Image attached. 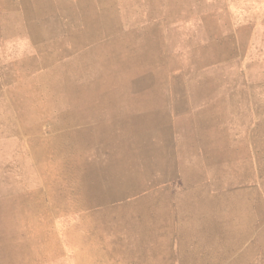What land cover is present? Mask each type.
Segmentation results:
<instances>
[{"label": "rangeland", "instance_id": "374dc122", "mask_svg": "<svg viewBox=\"0 0 264 264\" xmlns=\"http://www.w3.org/2000/svg\"><path fill=\"white\" fill-rule=\"evenodd\" d=\"M133 1H74V9L82 2L95 7L90 15L100 17L99 29L77 28L72 17H62L37 29V44L23 29L26 35L0 34V264H231L211 257L214 242L203 238L219 236L218 254H224V214L206 221L190 219L192 210L183 218L172 213L179 200L195 197L178 193L189 174L224 173L227 98L244 104L249 129L264 123V0H138L139 9H125ZM18 4L0 0V26ZM82 33L89 41L75 48ZM142 33L149 36L145 47ZM26 59L48 65L29 71L21 66ZM44 77L73 80L79 89L36 93L30 83ZM89 84L98 90L86 100ZM99 109L105 120L98 122L97 114L91 120ZM74 115L67 130L85 129V145L78 148L72 138L66 144L83 153L64 156L60 145L52 149L62 157L48 155L46 145L66 132L53 127ZM163 149L170 155L169 182L145 179V189L122 200L80 203L84 191L117 190L143 174L154 164L152 151ZM122 164L123 179L112 175L117 181L107 186L98 178V170ZM147 171L157 179L156 167ZM169 185L172 216L150 222L149 236H130L131 225L116 212Z\"/></svg>", "mask_w": 264, "mask_h": 264}, {"label": "crops", "instance_id": "0c3cea01", "mask_svg": "<svg viewBox=\"0 0 264 264\" xmlns=\"http://www.w3.org/2000/svg\"><path fill=\"white\" fill-rule=\"evenodd\" d=\"M10 1H16L19 4L16 9L17 11L14 9L15 13L11 14L10 10H8L6 13L8 16L4 15V22L0 26V34L3 36L26 35L25 32H23V30H26L28 31L31 43L37 44L40 39L37 29H50L46 27V21L62 17H72L70 20L73 21L74 26L77 28L90 29L96 26V28L99 29L101 27L99 23L100 17L97 19L94 14L90 15L92 12L95 13L96 10L95 7H92L89 3V6L86 5V2L79 3L77 9H80L82 14L76 15L74 13V11L77 10L74 9V1L82 0H5V2L8 3ZM149 1L150 3L148 4H155V0ZM109 4V2H103L105 11L110 9L107 8ZM139 7L138 0H134L131 2V6L125 7V9L137 10ZM137 36V38H142L141 43L144 41V47L147 46L149 43V36L143 33L142 36ZM131 38L132 35L127 34L126 41L130 43L132 41ZM88 41L89 37L87 34L82 33L79 36L75 35L74 47L82 46ZM126 58L129 59V56ZM47 65L45 61L36 62L35 60L28 59L21 63V66L29 71H34ZM30 84L33 85L36 93L49 91L57 94L59 93L58 91H63L66 94H72L79 89L73 80L70 82V80L67 79L50 80L44 77L32 81ZM96 89L98 90V86L94 84H89L84 88L86 92L84 94L88 95L86 96V100H91L93 98L92 95H94V93H92V91L94 92ZM238 100L239 99L233 97L231 99H226V106L229 111L226 113L224 173H215L212 174V176L206 177L201 175L198 176V174L191 176L189 174L184 180V189L179 190L178 193L193 195V197H195L192 200H179L178 210H174V214L172 213V215L173 217L183 218L184 216L180 215V213H187L189 210H192L193 214L190 215L192 218L187 216L192 220L202 219L206 221H216L221 219L224 214V218H222L225 223L224 254H218L217 241L219 240V236L214 233H205L206 235L201 233L198 235H203L206 241L214 242L210 256L216 260L218 257L225 258L226 261L231 259V264H264V123L261 124V127L257 124L254 129H249V125L244 120V104ZM235 106L236 108H240L241 112H238L240 110H235ZM100 107H102V104ZM73 111H76V109H73ZM153 112L154 111L151 109V121H154ZM95 114L98 115V122L105 120V117L102 116L106 114L104 109H99L97 112H93L91 116H88L91 118ZM89 117H84V119H89ZM91 120H96V117L91 118ZM67 122L58 124L53 128L56 131L66 130L67 132L72 130V135L63 132L61 134H64V138H58L59 135L55 136L52 142L46 145L49 147L47 150L48 155L56 156V158L62 157L58 149H52L60 145H64V156L71 153L79 154L82 152L78 150L72 151L71 146L66 144V140L72 138L78 142V148H83L86 141V130L82 128L67 130L70 124L77 122L75 115L73 119L68 117ZM260 129H262L261 135ZM198 130H201L200 125ZM113 131V128L101 130L100 133L94 135L93 138L95 140H100L102 139L103 133ZM255 133L257 135L256 137ZM111 138L114 139V136ZM63 139L64 141H61ZM197 142L199 144V139ZM195 144L196 140H194V145ZM55 151L56 153H53ZM155 151L156 152L152 151L151 155V160L154 161V164L148 166L149 169L156 167L159 171L156 180H153V175L150 174V171H147V166V168H145L146 172L144 171L143 174L136 173L135 176H129L131 179L125 182L123 186L120 184L117 190L109 192H82V200H80V203L91 206L94 204H109L122 200L127 196L138 194L145 189L147 186L145 182H143L145 179L151 180L156 184L165 182V180L169 182L171 178L169 152L165 149L162 151ZM132 168L134 169V166H132ZM194 169H196V167H194ZM79 170L82 171V167H80ZM126 172V164H122L120 169H100L97 171V175L99 179H105L107 186H110L117 181L119 176L123 179L124 177L122 175ZM112 175L116 176L117 179L115 178L113 180ZM207 177H209V181L203 183ZM169 192L170 185L167 192L160 191L154 193L139 202H135L131 205L128 204L129 206L116 212L119 219L131 225V227H129L130 231L128 232L130 236H149V228L147 225L150 222L152 224L159 223L158 225H160L161 222L172 216V210L168 208L171 204L170 196H168ZM107 212L108 210L105 211L104 214ZM192 225L194 230H196L194 223ZM206 226L210 227V225ZM138 241L140 240L133 241L134 243L137 242L134 248H139L141 246L140 244L142 242ZM228 264H230V262Z\"/></svg>", "mask_w": 264, "mask_h": 264}]
</instances>
